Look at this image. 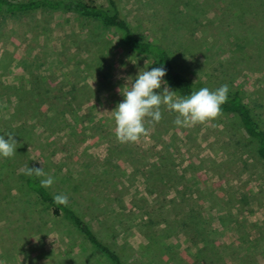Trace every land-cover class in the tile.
Wrapping results in <instances>:
<instances>
[{"label":"rangeland","instance_id":"obj_1","mask_svg":"<svg viewBox=\"0 0 264 264\" xmlns=\"http://www.w3.org/2000/svg\"><path fill=\"white\" fill-rule=\"evenodd\" d=\"M117 4L192 90L228 85L264 127V0ZM156 67L73 10L0 17V135L18 143L0 157V264H113L27 187L26 165L53 176L47 189L67 195L127 264H264V161L237 118L181 127L162 105L158 123L145 119L147 135L116 139L112 111L128 79ZM163 81L154 91H175Z\"/></svg>","mask_w":264,"mask_h":264},{"label":"trees","instance_id":"obj_2","mask_svg":"<svg viewBox=\"0 0 264 264\" xmlns=\"http://www.w3.org/2000/svg\"><path fill=\"white\" fill-rule=\"evenodd\" d=\"M112 9L102 4L86 2L83 0H0V17L4 14L16 12H28L43 9H68L82 16L93 18L108 28L119 33L121 45L134 54L150 57L157 67L166 69L164 79L171 85L178 96H186L191 93L192 82L174 64L168 49L159 41L142 40L137 38L126 18L118 9L117 0H107ZM220 115H232L239 121L247 136L255 142L256 153L264 161V127L255 117L249 105L244 101L239 91L228 95V100L221 106ZM40 178L25 177V183L34 191L38 198L51 207L55 215H65L76 228L86 237L87 241L113 264H127L121 255L110 245L102 241L89 223L76 213L68 205L53 203V194L40 186Z\"/></svg>","mask_w":264,"mask_h":264},{"label":"clouds","instance_id":"obj_3","mask_svg":"<svg viewBox=\"0 0 264 264\" xmlns=\"http://www.w3.org/2000/svg\"><path fill=\"white\" fill-rule=\"evenodd\" d=\"M165 75V68L156 67L139 71L134 81L128 79V87L121 93L123 100L112 111L114 134L118 142L133 143L141 136L147 135L145 119L150 118L158 123L162 119L160 111L162 105L168 111L176 113L173 122L181 127L214 120L221 114V106L228 100V85H221L215 90L203 87L198 91H191L186 96H178L176 91L170 90L167 86L161 92L154 91L161 89ZM6 135L7 139L0 135V157L10 158L15 155L18 143L14 133L9 132ZM21 172L30 178H40V186L44 188H50L55 183V178L48 175L42 166L26 165ZM53 203L66 206L68 197L65 194H55Z\"/></svg>","mask_w":264,"mask_h":264}]
</instances>
